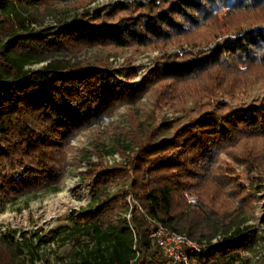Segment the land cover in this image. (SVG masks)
<instances>
[{"label": "trees", "instance_id": "16d2710c", "mask_svg": "<svg viewBox=\"0 0 264 264\" xmlns=\"http://www.w3.org/2000/svg\"><path fill=\"white\" fill-rule=\"evenodd\" d=\"M90 1L0 0V207L57 190L72 140L150 92L157 108L186 114L151 123L135 145L126 143V165L89 163V207L71 218L62 264H170L149 236L156 223L197 241L223 234L193 264H249L243 253L264 240L244 215L255 199L249 189L264 182V96L247 101L254 84L264 87V0L117 1L43 26L62 5ZM203 29L214 31L207 46L163 54L136 82L121 79L105 57L85 54L195 46ZM136 73L132 67L124 77ZM130 177L132 208L125 188L109 192ZM14 234H0V264H28L32 238ZM49 241L41 236L37 245Z\"/></svg>", "mask_w": 264, "mask_h": 264}, {"label": "rangeland", "instance_id": "374dc122", "mask_svg": "<svg viewBox=\"0 0 264 264\" xmlns=\"http://www.w3.org/2000/svg\"><path fill=\"white\" fill-rule=\"evenodd\" d=\"M117 1L131 0H93L85 6H77V3L73 2L64 4L59 11L47 13L43 26L52 27L59 21H70L73 18H80L87 12L91 13L98 7L105 8ZM248 21H243L241 28L249 27L251 23ZM259 24L257 23V25ZM32 25L35 29L41 27L35 24ZM225 31H219L220 35L223 36ZM212 33L214 31L211 29L201 30V35L198 33L197 45L195 46L184 43L182 45H171L164 50L124 48L116 51L92 48L85 54L92 59L105 57L106 66L111 70L117 71L121 79L136 82L141 80L143 74L163 54H174L191 47L193 49L203 48L209 44L210 41L208 39H212ZM42 64H35L32 67L37 68ZM132 67L137 69V73L130 80L124 75L127 69ZM262 96H264V87L257 83L251 87L247 101ZM186 108L193 109V103L191 101L187 103ZM183 110L175 111L168 107L157 108L152 93L148 92L135 104L119 106L112 115L106 117L98 125H92L83 130L71 142V151L67 154L66 173L59 182L58 189L55 191L45 190L36 194L30 193L7 203L2 208L0 207V234L13 231L15 232V240H30L32 238V244L29 245L28 243L29 246L25 247L24 253L28 264H62V259L68 260L72 244L69 241L71 236L64 237V235L68 234L71 218L76 213L87 209L91 198V178L85 175L90 170L89 163L101 162L107 168L115 165H126L125 155L120 150L126 143L135 145L137 137L139 135L142 136L144 130L151 123L156 124L162 120L174 122L184 117L186 111ZM126 154H128V151H126ZM99 155L102 156L101 159ZM241 170H243V167L239 166L238 173L241 175L242 182L246 184L249 182V176ZM130 175L132 176V172H130ZM130 181L131 177L126 184L114 183L109 192L114 194L118 189L125 188L129 192L126 200L130 208H132L133 205L138 203L132 195ZM70 183L73 187L67 191ZM262 184L260 191L249 189L250 192L255 194V199L252 204L253 208H246L244 215L248 218L246 224L250 225L252 230H257L264 235L261 225V218L264 216V182ZM57 198H64L67 201L66 203H56L55 200ZM126 212L128 211H124L121 216L124 217ZM55 229H58V231L54 239H52V231ZM217 235L222 236L223 234L218 233ZM41 236L50 238V241L37 245ZM201 242L208 241L202 240ZM243 256L250 257L251 261L249 264H264V240H260L253 251L245 252Z\"/></svg>", "mask_w": 264, "mask_h": 264}, {"label": "built area", "instance_id": "2783aa9c", "mask_svg": "<svg viewBox=\"0 0 264 264\" xmlns=\"http://www.w3.org/2000/svg\"><path fill=\"white\" fill-rule=\"evenodd\" d=\"M124 217L129 221V211L124 214ZM149 236L170 264H193L191 257L194 254L201 252L207 245L216 244L222 240V236L217 235L210 242L197 241L185 233L169 229L162 223H156Z\"/></svg>", "mask_w": 264, "mask_h": 264}, {"label": "bare ground", "instance_id": "6f19581e", "mask_svg": "<svg viewBox=\"0 0 264 264\" xmlns=\"http://www.w3.org/2000/svg\"><path fill=\"white\" fill-rule=\"evenodd\" d=\"M68 187H69V189H68L67 191L71 190V188H72L73 186H72V184L70 183ZM66 194H67V193H66ZM59 197H60V196H59ZM61 197H62V196H61ZM66 201H67V199H64V198H57V199L55 200L56 203H64V202L66 203Z\"/></svg>", "mask_w": 264, "mask_h": 264}]
</instances>
